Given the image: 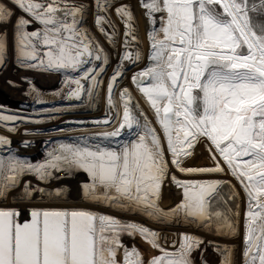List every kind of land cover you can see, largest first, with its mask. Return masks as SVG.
I'll return each mask as SVG.
<instances>
[{"label": "snow or ice", "instance_id": "1", "mask_svg": "<svg viewBox=\"0 0 264 264\" xmlns=\"http://www.w3.org/2000/svg\"><path fill=\"white\" fill-rule=\"evenodd\" d=\"M138 3L149 26L147 63L130 79L156 126L130 90L119 85L127 64L138 65L145 58L133 48L139 39L130 6H115V0H92L91 5L0 0V66L7 62L11 28L14 62L25 69L64 74L61 90L53 95L61 96L67 88L65 100L97 98L110 64L109 53L86 26L89 8L94 27L111 46L117 30L110 9L114 7L124 26L122 50L116 52L106 84V116L92 121L97 127L108 126L93 137L108 144L62 143L43 161L32 163L16 155L12 141L0 135V150H8L0 155V204L11 198L25 205L30 217L21 222L20 208L0 206V264H145L139 249L126 246L123 236L139 237L160 253L146 264H194V252L200 264H208L204 253L209 247L219 264H264V22L258 20L264 17V0ZM31 91L36 103H44L34 86ZM17 121L42 122L27 115H0V122L13 125L6 128L9 132L17 131ZM125 133L129 139L122 138ZM202 142L213 166H184ZM28 145L24 140L22 146ZM81 171L87 175L78 186L82 201L195 231L174 234L169 250L161 245L158 231L133 220L91 208L30 206L38 196L61 199L68 189L49 190L22 183L21 177L34 176L46 185ZM176 173L232 179H181ZM165 185L181 195L167 210L159 206ZM242 204L237 260L235 247L221 241L239 234Z\"/></svg>", "mask_w": 264, "mask_h": 264}, {"label": "bare ground", "instance_id": "2", "mask_svg": "<svg viewBox=\"0 0 264 264\" xmlns=\"http://www.w3.org/2000/svg\"><path fill=\"white\" fill-rule=\"evenodd\" d=\"M73 2H74V0H73ZM120 4H127L128 6H130V8L132 10V13H133L134 18H135L134 22H135V27H136V34H137L138 39H139L138 45H133V48L138 47L139 50L145 54V58L142 59L138 65L127 64L124 78L119 81V85L122 88L127 87L130 90V92L132 93V96L134 97L135 101L137 103H139L141 109H143V111L147 110L145 113H147V112L149 113V112H151V110L149 109L148 105L144 102V100L141 98L140 94L138 93V91L136 90L135 86L132 84L131 79H130L133 72H136L139 69L145 67V65L147 63L146 54L148 51V41H147V37H146V32H147L149 26L147 24V21H146L144 15H143L144 10L140 7L138 0H115V6H119ZM90 14H91V12H90ZM108 14L111 17L112 22L116 26L117 35L115 37V40H116L115 47L111 46L108 43V45L111 47V50L113 53V55H110V56H113L114 62L109 65V69L107 70V74L104 75V77H103L104 84L101 86L100 91H99L98 107L95 109H92V110H68V109H66L65 111L62 110L60 112H47V113H41L37 116H29L31 118V120H40V121H42L41 123H30V122L17 121L16 122L17 131L9 132L12 136V139L14 138L13 140H11L12 143L10 145V148H12L14 150L13 152H16L14 144H23L22 140L24 138L29 141V145L31 144V147H29L30 149L28 148V151L25 154L26 155L25 157H27L26 159L32 163H36L38 161H41L40 159L44 158L43 157L44 154H41L42 152H48V151H51L53 148H56V147L58 148L59 145L62 143H80L81 146H84L85 143L88 145H94L96 143H101L102 145L108 144L107 141H103L99 137L93 138L96 133L102 131L105 128H108V126L102 125L100 127H97V125L92 123V121L102 120L106 116V107H107L106 103H105L106 84H107L108 76L111 75L113 68L115 67L116 62H117L116 52L122 50L121 45H122V42L124 39V37H123L124 26H123L122 22L116 16L114 7L109 10ZM9 29L11 30V28H9ZM29 30H33V29L30 28ZM110 30L111 29H109V31ZM91 31H93V30H91ZM108 45H106V46H108ZM109 53H111V52H109ZM7 60H9L10 62L12 60H14V54L10 55V57L8 55ZM12 64L13 65H11V67L7 66L6 68H10L9 69L10 72H11V70L15 71L14 76L18 79L19 83L12 81L17 86H14L15 88H9L6 85L7 82L5 83V81H4L5 78L0 76V95L5 96V97L6 96L12 97V98H14V99H12L14 102L23 103L29 107H33L35 105L39 106V105L45 104V103H55V102L68 101V100H65L62 98L63 94H66L67 88H64L61 96L53 95L54 92L61 90V88H62L61 82L64 78V74L61 73V75H63L62 78H60V77L57 78L58 86L57 85L54 86L50 82H48L46 80H41V78H39L41 76H44L46 71H39L38 70L37 73H34L33 71L35 69H25V68H24V70L19 71V66H17L16 63H12ZM2 72H4V70ZM10 72L5 71L6 74H9ZM11 76H13V75H11ZM28 81H32V84L27 83ZM24 83H26V84H24ZM4 86L8 89L3 90L2 87H4ZM33 86L39 91V93H40L39 98L42 99L44 101V103H40V104L36 103V98H37L36 93L31 91V88ZM55 87H56V91L54 89H52ZM2 96H0V97L2 98ZM17 98H18V100H17ZM9 100H11V99L9 98ZM79 107H80V105H79ZM51 109H52V107H51ZM0 123L4 124V126H0L1 132H5V131L8 132L6 130V128L11 127V125H12L10 122H0ZM25 131H27L29 134L25 135ZM125 134H127V133H125ZM16 138H18V139L16 140ZM19 138L22 140H19ZM111 146H115V145L113 144ZM2 152L8 153V150L4 149V150H2ZM39 153L41 154L40 156H38ZM208 161H209L208 166H213L211 159H208ZM221 163H223V162L221 161ZM57 175H63V173H58ZM77 175H78V177H77ZM72 176H76L75 178L77 180H72V177H66L62 180H52L46 185L39 182V181H37L38 183L37 182L33 183L36 180L32 179V178H27L25 176L23 178H24V181H30L33 185H39L40 187H45L49 190L55 189L58 186H66L68 189V192L66 193V195L68 196L69 191H72L71 192V194L73 195L72 198L75 201L72 202L74 205H72V204H71V206L66 205V206L62 207V208H64V207H75L76 206L75 204L78 203L80 200L79 195H78L79 183L81 181L87 180V175H85V176L81 175V173H79V172L74 173ZM198 176H202V175H198ZM204 176H206V175H204ZM196 177H197V175H196ZM206 177H207V179H228V180L232 179L230 176H223L221 174H212V175H208ZM33 180H35V181H33ZM232 183L235 184L236 181L232 180ZM237 187H238V185H237ZM241 196H243V193H241ZM61 199H64V197ZM61 199H55V201H58ZM62 203H64V202H62ZM20 207H22V206H20ZM240 231L241 232L243 231V221L241 223V230Z\"/></svg>", "mask_w": 264, "mask_h": 264}, {"label": "rangeland", "instance_id": "3", "mask_svg": "<svg viewBox=\"0 0 264 264\" xmlns=\"http://www.w3.org/2000/svg\"><path fill=\"white\" fill-rule=\"evenodd\" d=\"M74 2L77 3V4H79V3H84L86 5H91L92 4V0H74ZM88 12L89 13H88V15L86 17V20H87L86 26L90 30H93L91 32L96 37V39L98 38L97 40H99V42L103 45V47L105 48V50L108 53L111 52V53H109V58L111 57L110 58V60H111L110 61V64H111V63L114 62L113 56H110V55H113L112 50H111V47L108 45V42H106L105 37L104 36L102 37V35L96 30V28L92 24L93 23L92 9L89 8V11ZM90 12H91V14H90ZM106 45H108V46H106ZM8 53L9 54H7V56L9 55V57H10V55H13L14 54L13 53V45H12L11 30L10 29H9ZM13 61L14 60H12L11 62L12 63H15ZM11 62L9 60H7V62H6V64L4 66H0V76L4 77L6 79V80L4 79V81H5V83L7 82L6 85L9 88H15L14 86H12V85H10L8 83L9 81H14L16 83H19L18 79L14 76V72L15 71L14 70H11V72H10V70H9L10 68H6L7 66L8 67H11V65H13ZM108 69H109V66L107 67V70ZM3 70H4V72H2ZM20 70L22 71V70H24V68L19 67V71ZM5 71H9L10 73L9 74H6ZM33 72L34 73H37L38 70L35 69ZM11 75H13V76H11ZM71 75H73V74H71ZM62 76L63 75H61V73L46 71L45 74H44V76H41L39 78H41V80H46V81L50 82L54 86L55 85L58 86V80H57V78L58 77L62 78ZM24 84H26V83H24ZM15 86H17V85H15ZM2 89L3 90H5V89L7 90L8 88H6L4 86V87H2ZM52 89H54L56 91V87L55 88H52ZM0 96H2V95H0ZM9 98L11 100H9ZM12 99H14V98L8 97V96H6V97L5 96H2V98L0 97V105H1L0 106V115H13V114H16V115L37 116V115H39L41 113H47V112L44 111V109H51V107L52 108H59V109H61V111L62 110L65 111L66 109H68V110H92V109H95V108L98 107V97L95 98V99H93L92 101H89L88 97L87 96H84L83 99H82L83 101L82 100L81 101L68 100V101H64V102L45 103V104H41L39 106L38 105H35L33 107H29V106H27L26 104H23V103H16ZM17 100H18V98H17ZM79 105H80V107H79ZM146 111L147 110H144V112H146ZM147 113H146V115L148 116V119L152 122L153 126H156L155 119L153 117V114H151L152 112H149L150 114L149 113L147 114ZM0 135H3V136L8 137L10 140H13L14 139V138L12 139V136L9 133V131L8 132H6V131L5 132H1L0 131ZM129 138L130 137L127 134H125L123 136V139H129ZM17 139L18 138H16V140ZM19 140H22V139L19 138ZM24 140H26V139L24 138L22 141H24ZM14 146H15V151H16L14 153L16 155L20 156V158L26 159L27 157H25L26 156L25 154L27 153L28 148L31 147V144L28 145L27 147L22 146V144H14ZM11 150L14 151L12 148H11ZM46 153L47 152H42L41 153V154H44L43 155L44 158L43 159H40L41 161H43L45 159ZM7 154H8L7 152L4 153V152H2V150H0V155H7ZM41 154L39 153L38 156H40ZM208 159H210L209 153L206 150L205 144L202 142L199 145H197V147L194 150L193 156L190 157V158H188L185 161V165L184 166H186V167H189V166L190 167L208 166V164H209ZM173 171H175V170L173 169ZM79 173H81V175H84V176L86 175V173H84L82 171L79 172ZM176 174L178 176H180L181 179L187 178V177L181 176L179 173H176ZM202 176H198L197 175V177L196 176H191V177H188V178L189 179H197V178L198 179H207L206 176H208V175H206V176L202 175ZM25 177L35 179L34 176H31L30 177V175H27ZM71 177H72V180H77L75 178L76 176H71ZM77 177H78V175H77ZM35 180H33V181H35ZM21 181H22V183L24 182V178L23 177H21ZM36 182H37V180L35 182H33V183H36ZM238 187H239V185H238ZM71 192L72 191H69V195L68 196L65 195L64 196V199H61L62 201L61 200H58V201L49 200L48 198L40 199V197H38L35 200L36 202H34L30 206H32V207H40V208H56V207L57 208H62L63 206H66V205H69V206H71V204L74 205L72 202L75 201V200L72 198L73 195L71 194ZM180 199H181V195H180V192H179L178 189H176L174 186H171V185H165L163 187V191H162V199L159 201V206L162 209L167 210L170 207H172L173 205H175L176 203H178ZM64 200L67 201V202H65ZM11 202H12V200L10 198V199H8V201L5 200L3 202V204H0V206H2V207H19L20 210H21V212L22 213L24 212L23 215L20 217V220L22 219L21 222H23L24 220H27V219L30 218L28 216V214L25 212V205L18 204V203H13V202L11 203ZM62 202H64V203H62ZM75 205L77 207L75 206V207H64V208H79L80 206H81L80 208H90L91 207L92 210H96V211H100V212H106L108 214L117 216V217H119L121 219L133 220V221L142 223L145 226H147L149 228H152L153 230L158 231L160 233V243H161V245L164 246L165 248H168L169 250H172V248H171L172 242H173V240H175L177 238V236L174 235V234H178L180 232H194L195 231L194 229L187 228V227L181 226V225H176V224L166 225V224L155 223V222H152V221H150L149 219H147L145 217H142V216L136 215V214H126L125 215V214H122V213L117 212V211H110L109 209H106V208H103V207H96L94 205H91V204H89L87 202L82 201L81 199ZM20 206H22V207H20ZM243 211H244V205L242 204L241 205L240 224H239V234L236 237H234V238H231V239H228V240H222L221 241L222 243H227V244H230V245H232V246L235 247V249H236L235 256H236V259L237 260L240 259L241 251H242L243 231L241 232L240 230H241V223L243 221L242 220L243 219ZM195 234L200 235V236H205V234L203 232H196ZM206 238L207 239H215V237H206ZM121 239H122V242L126 246H128V247H132L133 244H134L139 249L142 257H143V254L144 253H147V255H144L145 257H143V259L145 261V264H146V262L149 259H151L152 256H155V255H159L160 254L157 250L151 248L150 245H148L147 243H145L139 237H136L135 239H133L131 237L123 236V237H121ZM192 259L194 261V264H200V259H199V254L198 253H195L194 252L193 255H192ZM204 259L207 260L208 264H219V256L212 250L211 247H209L205 251V253H204Z\"/></svg>", "mask_w": 264, "mask_h": 264}, {"label": "trees", "instance_id": "4", "mask_svg": "<svg viewBox=\"0 0 264 264\" xmlns=\"http://www.w3.org/2000/svg\"><path fill=\"white\" fill-rule=\"evenodd\" d=\"M258 20L264 22V17L258 18ZM225 191H227V189H225ZM144 255H147V253H144V254H143V257H145Z\"/></svg>", "mask_w": 264, "mask_h": 264}]
</instances>
